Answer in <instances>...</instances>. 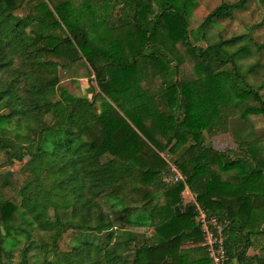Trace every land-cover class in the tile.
<instances>
[{"label":"trees","instance_id":"1","mask_svg":"<svg viewBox=\"0 0 264 264\" xmlns=\"http://www.w3.org/2000/svg\"><path fill=\"white\" fill-rule=\"evenodd\" d=\"M241 1L215 6L198 25L199 33L230 18ZM187 3L162 0L149 8L144 0H121L109 28L96 33L111 38L118 27L138 30L143 45L125 57L90 48L69 0H0V153L8 164L27 157L22 168L27 179L16 197L5 198L0 185V224L7 233L13 229L27 237L26 225L37 231L34 245L28 239L22 249V263L34 247V264H210L193 219L197 203L224 224L225 264H264V159L250 142L220 151L205 144L203 135L224 131L233 111L240 117L264 114V100L227 51L236 36L218 37L205 47L189 41ZM169 11L179 24L169 36L178 34L177 43L198 63L204 89L214 95L224 71L239 98L209 120L204 113L187 112L179 79L185 59L150 39ZM253 47L264 52V42ZM147 60L164 65L154 89L139 92L145 102L155 100L153 111L141 118L122 110L128 123L115 107L121 108L120 96L135 87L136 63ZM57 67L93 75L102 95L53 100ZM163 151L173 158L165 160ZM185 187L194 201L182 202ZM134 227L151 232L139 241L127 236ZM67 231L75 232L70 243L63 239ZM253 242L258 253L248 255Z\"/></svg>","mask_w":264,"mask_h":264},{"label":"rangeland","instance_id":"2","mask_svg":"<svg viewBox=\"0 0 264 264\" xmlns=\"http://www.w3.org/2000/svg\"><path fill=\"white\" fill-rule=\"evenodd\" d=\"M144 1L146 7L152 8L160 5L162 0ZM171 1L176 5L179 3V0ZM237 1L188 0L183 15L186 24V35L192 44L200 47H205V45L214 42L218 37L228 38L236 36L234 45L227 47V51L232 54V60L237 72L244 75L246 83L256 88L262 94L264 100V52L262 50L256 52L253 47L255 43L261 44L264 42V0H242L241 5L233 10L230 18L218 19L209 23L202 34L198 31V25L202 19L215 6L222 2L234 3ZM69 2L73 12L81 20L82 26L87 30L86 37L90 48L125 57L132 51L141 49L143 37L131 25L116 28L114 33H109L111 38H108L103 32L96 33L101 27L109 28L108 22L114 21L113 18L120 7L119 2L121 0H69ZM177 21L178 17L169 11L163 18L164 24L159 26L155 34L149 38L163 46L172 56L185 59L183 64L179 66V79L181 84L183 82L182 86L187 100V112L190 114L191 109L204 113V118L209 120L212 117L211 114H216L224 104L232 103L239 98L234 96L224 71H220L218 75L221 85L214 95L212 92L204 89L202 82L203 75L198 63L194 57L186 53L183 47L177 43L175 37L179 35L174 34L173 38L175 39H173L170 38L172 35L168 33L173 28L172 26L174 28L179 27ZM100 60H104V57L100 56ZM256 63L257 65L253 68V71L248 72V67L254 66ZM225 68L231 67L227 65ZM163 71L164 65L159 60L137 62L131 74L134 78L133 84L135 87H131L129 94L120 96L119 105L122 109L116 106L117 112L123 117L125 114L122 110L127 111L129 115L136 114L141 118L148 116L153 111L150 104H154L155 100H152L154 103L145 102L139 92L140 89L153 90L157 79L161 77ZM74 72L78 73L75 74ZM57 73L60 80L55 89L53 100L60 99L61 101H65L68 96H79L89 100L96 93L102 95L93 79V75L85 76L82 69L73 70L72 68L63 69L57 67ZM214 100H220V103H214ZM99 101L98 97H96L95 109L97 111L99 109ZM246 102L247 104L253 103L249 99ZM238 113V111H233L231 115H228L224 131L217 130L213 134L204 133V143L220 151H227L235 150L239 142H250L253 147L252 149L264 159V114L248 113L240 117ZM124 118L126 119V117ZM126 121L130 123L127 119ZM1 127H4L3 123H0ZM8 131L10 134H13L11 128ZM160 156L165 160L173 158V155L165 151L160 153ZM26 158L24 157L21 161L15 160L12 164H8L5 162L4 154L0 153V185L2 195L7 199L15 198L17 191L26 182V172L22 171ZM176 172L179 174L178 171H175V175H177ZM226 175L227 173L223 174L224 178ZM262 175L264 176V171ZM169 177L164 176L166 180H169ZM258 181L262 183V180ZM187 196L186 192L185 194L181 192L182 202L183 200H188ZM101 207L103 210H107L104 204ZM51 213L52 211L49 210L48 214L51 215ZM26 228L28 229V237L25 233L13 229H8L7 233L3 224H0V239L2 240L0 264H24V262H21L22 258L20 257L22 249L27 244L28 239L32 240V245H34V240L37 241L38 238V233L32 226L26 225ZM150 232V228L134 227L128 230L127 236L133 235L140 241L141 234L148 236ZM74 234L75 232L72 231L65 232L63 238L65 243H70V238ZM96 237L98 240H101L100 235ZM35 250L34 247H29L26 250L27 257L24 258L25 264H34V256L37 254Z\"/></svg>","mask_w":264,"mask_h":264},{"label":"built area","instance_id":"3","mask_svg":"<svg viewBox=\"0 0 264 264\" xmlns=\"http://www.w3.org/2000/svg\"><path fill=\"white\" fill-rule=\"evenodd\" d=\"M194 221L201 234V245L204 246L210 264H225L224 234L221 222L209 215L197 203H194Z\"/></svg>","mask_w":264,"mask_h":264},{"label":"crops","instance_id":"4","mask_svg":"<svg viewBox=\"0 0 264 264\" xmlns=\"http://www.w3.org/2000/svg\"><path fill=\"white\" fill-rule=\"evenodd\" d=\"M185 192L188 194V196H187L188 200L187 201H190V202L194 201V198L192 196L193 194L191 192L189 193V191L187 190L186 187L183 189L182 193L185 194ZM187 201L186 200H183V202H187ZM263 228H264V224H263ZM193 246H197V245L190 244V247H193ZM252 246L249 247L247 249V251H246L248 255H252V254L258 253V251H257L258 248H257L256 243L253 242V245Z\"/></svg>","mask_w":264,"mask_h":264}]
</instances>
